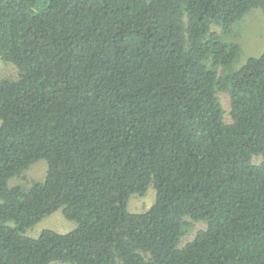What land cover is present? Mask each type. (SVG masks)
<instances>
[{
	"label": "trees",
	"instance_id": "1",
	"mask_svg": "<svg viewBox=\"0 0 264 264\" xmlns=\"http://www.w3.org/2000/svg\"><path fill=\"white\" fill-rule=\"evenodd\" d=\"M257 8L0 0L17 69L0 78V264H264V53L229 73L225 40ZM40 160L44 182L9 186ZM151 185L155 204L130 213ZM57 211L77 228L25 235Z\"/></svg>",
	"mask_w": 264,
	"mask_h": 264
},
{
	"label": "rangeland",
	"instance_id": "2",
	"mask_svg": "<svg viewBox=\"0 0 264 264\" xmlns=\"http://www.w3.org/2000/svg\"><path fill=\"white\" fill-rule=\"evenodd\" d=\"M213 29L218 30L217 28ZM225 40L240 45L238 57L229 68V73H234L241 69L248 59L260 57L264 53V11L260 8L251 10L241 21H238L233 26V31L225 37ZM16 75V67L12 64H7L0 59V78L13 79ZM220 100L225 111V121L231 123L229 95L221 94ZM47 171V162L45 160H40L31 165L22 177L11 179L9 181V186H20L24 190H29L33 184L45 181ZM155 202L156 190L153 185H151L144 196H131L128 203V211L133 214H142L147 212ZM9 225L14 226V223L10 222ZM77 226L78 224L76 222L65 219L62 211H57L51 216L44 218L35 226L29 228L25 235L29 238L37 239L46 230L59 234H68L74 231ZM205 227L206 226L203 223H195L191 232L183 238L182 246L192 241L196 234ZM51 264L67 263L53 262Z\"/></svg>",
	"mask_w": 264,
	"mask_h": 264
}]
</instances>
